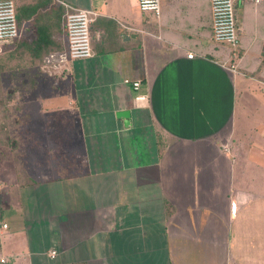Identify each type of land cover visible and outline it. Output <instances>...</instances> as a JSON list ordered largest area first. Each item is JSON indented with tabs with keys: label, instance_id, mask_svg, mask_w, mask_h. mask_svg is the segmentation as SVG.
I'll list each match as a JSON object with an SVG mask.
<instances>
[{
	"label": "crops",
	"instance_id": "crops-1",
	"mask_svg": "<svg viewBox=\"0 0 264 264\" xmlns=\"http://www.w3.org/2000/svg\"><path fill=\"white\" fill-rule=\"evenodd\" d=\"M10 1L0 264H264V1L233 0L235 47L211 0ZM71 9L94 13L92 56L52 68Z\"/></svg>",
	"mask_w": 264,
	"mask_h": 264
},
{
	"label": "built area",
	"instance_id": "built-area-1",
	"mask_svg": "<svg viewBox=\"0 0 264 264\" xmlns=\"http://www.w3.org/2000/svg\"><path fill=\"white\" fill-rule=\"evenodd\" d=\"M255 4L264 0H251ZM138 7L142 12H150L155 16L160 12V0H138ZM212 37L216 42L227 43L235 47L238 37L235 30L233 0H211ZM94 13L89 10L71 9L66 12L64 31L66 35V49L64 52L48 55L44 62L54 68L64 65L68 61L86 59L92 56L90 27ZM18 37V25L14 3L10 0H0V49L11 45ZM189 58L192 55H188ZM127 82V81H126ZM136 90L138 82L131 83ZM142 95L135 97L136 101H143ZM2 224L1 228L6 229Z\"/></svg>",
	"mask_w": 264,
	"mask_h": 264
},
{
	"label": "rangeland",
	"instance_id": "rangeland-1",
	"mask_svg": "<svg viewBox=\"0 0 264 264\" xmlns=\"http://www.w3.org/2000/svg\"><path fill=\"white\" fill-rule=\"evenodd\" d=\"M13 91L12 88H8V85L4 89H0L1 96L5 97V99L0 102V127H2V129H0L2 130V132H0V163H2L1 167L3 170L12 169L13 144L15 143V141H13L15 135L12 129L14 128V124L15 127L17 124L13 116L19 111H23L22 109L25 107V105L11 102Z\"/></svg>",
	"mask_w": 264,
	"mask_h": 264
},
{
	"label": "water",
	"instance_id": "water-1",
	"mask_svg": "<svg viewBox=\"0 0 264 264\" xmlns=\"http://www.w3.org/2000/svg\"><path fill=\"white\" fill-rule=\"evenodd\" d=\"M116 117L123 120L124 126L128 125L129 122V112L128 111H118Z\"/></svg>",
	"mask_w": 264,
	"mask_h": 264
},
{
	"label": "trees",
	"instance_id": "trees-1",
	"mask_svg": "<svg viewBox=\"0 0 264 264\" xmlns=\"http://www.w3.org/2000/svg\"><path fill=\"white\" fill-rule=\"evenodd\" d=\"M0 129H2V127H0ZM0 132H2V130H0ZM5 134V133H4ZM8 141H9V139H8Z\"/></svg>",
	"mask_w": 264,
	"mask_h": 264
}]
</instances>
